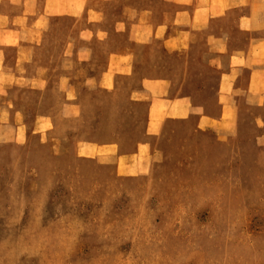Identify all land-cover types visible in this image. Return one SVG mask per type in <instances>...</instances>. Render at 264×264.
I'll list each match as a JSON object with an SVG mask.
<instances>
[{
    "label": "rangeland",
    "instance_id": "1",
    "mask_svg": "<svg viewBox=\"0 0 264 264\" xmlns=\"http://www.w3.org/2000/svg\"><path fill=\"white\" fill-rule=\"evenodd\" d=\"M67 28L0 75V264H264V98H230L223 125L149 113L143 77L208 109L216 77L158 47L108 67L93 35L67 65Z\"/></svg>",
    "mask_w": 264,
    "mask_h": 264
},
{
    "label": "crops",
    "instance_id": "2",
    "mask_svg": "<svg viewBox=\"0 0 264 264\" xmlns=\"http://www.w3.org/2000/svg\"><path fill=\"white\" fill-rule=\"evenodd\" d=\"M55 20L67 21L68 36H76L62 45L67 65L81 64L91 49L85 37L93 35L107 51L108 67L157 66L158 47L216 77L213 109L193 104L181 87L171 91V76L143 77L134 94L149 102V113H196L199 123L223 125L230 98H264V0H0V75L20 76L22 61ZM10 51L11 68L5 66Z\"/></svg>",
    "mask_w": 264,
    "mask_h": 264
}]
</instances>
